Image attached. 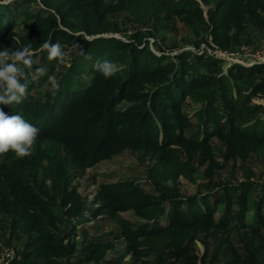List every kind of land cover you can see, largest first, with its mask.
I'll use <instances>...</instances> for the list:
<instances>
[{
	"label": "trees",
	"instance_id": "obj_1",
	"mask_svg": "<svg viewBox=\"0 0 264 264\" xmlns=\"http://www.w3.org/2000/svg\"><path fill=\"white\" fill-rule=\"evenodd\" d=\"M27 2L42 7L22 11ZM263 7L264 0L0 4V51L30 46L33 53L31 66L18 65L25 67L21 82L27 84L28 98L22 104H0V109L40 129L30 156L0 155V221L8 225V245L24 239L10 264H103L119 240L128 243L126 255L140 264H173L184 259L187 245L202 233L256 230L264 224V186L258 188L254 178L199 196L183 197L178 186L182 177L193 180L195 159L208 178L222 169L214 139L224 144L227 162L248 161L252 155L264 159V105L254 102L264 99V65H238L227 73L220 70L221 61L193 51L158 55L147 30L171 16L192 29L199 39L196 49L202 44L231 52L258 48L264 42ZM118 14L131 18L130 35L112 18ZM46 41L60 44L65 53L72 49L73 58L59 90L36 98L30 68L38 62L36 69L45 72L36 77L44 83L60 63L42 50ZM97 61L112 62L120 70L105 78L95 68ZM189 100L199 105L194 114L198 127L185 113ZM127 150L157 158L149 170L150 189L136 182L106 183L88 203L75 185L77 173ZM129 212L144 224L125 219ZM102 217L118 226L115 239L81 243L80 226Z\"/></svg>",
	"mask_w": 264,
	"mask_h": 264
},
{
	"label": "rangeland",
	"instance_id": "obj_2",
	"mask_svg": "<svg viewBox=\"0 0 264 264\" xmlns=\"http://www.w3.org/2000/svg\"><path fill=\"white\" fill-rule=\"evenodd\" d=\"M42 6L37 3L27 2L23 5L22 11L36 12ZM264 14V7L262 10ZM118 22L121 30H128L127 35L133 31L131 18L126 14H118L112 16ZM25 26L19 28L23 30ZM147 30L151 32L150 41L152 50L161 55L164 53L168 56H175L184 51H192L196 49V42L199 39L194 35L192 29L180 23L175 17H164L162 21H156L147 26ZM115 37L125 40L127 36L123 34H115ZM206 34L203 33V38ZM158 44L159 49L155 45ZM72 49L66 53L63 62H60L56 68L55 77L58 81L65 72V68L72 61ZM162 51V52H160ZM23 66H21V69ZM38 62H35L30 68V83L33 84L32 93L36 98L49 94L54 90L49 79L41 83L36 77ZM220 70H225L224 64H219ZM203 73V70L201 71ZM215 73V71H214ZM35 77V78H34ZM255 103L263 104L264 99L259 96L254 100ZM185 113L191 119L190 125L198 127V120L194 117L195 112L199 109V105L187 102ZM190 134V133H188ZM214 153L217 161L222 165V169L217 170L212 178H208L205 174V167H202L199 160L192 162L198 169L193 174V180L181 178L178 182L180 193L183 197L199 196L216 192L225 184L238 185L248 178H254L258 188L264 186V159L252 155L248 161L238 160L237 162H227L224 160L225 146L218 140H213ZM155 159L154 156L146 157L144 152L127 150L121 155L113 157L111 160L103 161L93 168L86 169L81 173H77L75 185L79 192L84 196L88 203L94 202L99 197L100 186L106 183L115 182H136L150 189L152 182L149 179V170L151 169ZM2 157L0 156V164ZM238 210L235 208L233 216L237 220ZM123 217L134 225L144 224L140 218L133 213H125ZM219 220V219H217ZM231 226L235 224L230 223ZM119 228L108 217L99 218L95 222L84 223L79 228V241L81 243H90L96 240L112 241L118 234ZM8 225L5 221H0V253L5 249H13L15 253L21 252L24 248V239L16 238L10 245L7 244L9 237ZM116 248L107 254L103 264H140L134 261L131 255H126L128 243L125 240L115 242ZM184 259L175 261L173 264H183L186 259H193L196 264H264V224L260 225L256 230L251 228H240L231 230H214L210 233H202L189 243L184 251ZM240 257L237 261L236 256Z\"/></svg>",
	"mask_w": 264,
	"mask_h": 264
},
{
	"label": "clouds",
	"instance_id": "obj_3",
	"mask_svg": "<svg viewBox=\"0 0 264 264\" xmlns=\"http://www.w3.org/2000/svg\"><path fill=\"white\" fill-rule=\"evenodd\" d=\"M9 2L10 0H0V4ZM42 50L48 52L49 60L63 62L66 55L60 44H53L50 41H46L42 45ZM32 54L30 46L13 52L0 51V104H22L28 98L27 84L21 82L24 73L18 65L22 63L25 66H31ZM95 68L105 78L112 77L120 70L118 65L108 61H97ZM44 72V69H37L38 75H43ZM49 82L55 90H59L60 84L55 77H49ZM39 134L40 129L26 121L23 116L8 115L3 109H0V155L11 151L18 158L30 156Z\"/></svg>",
	"mask_w": 264,
	"mask_h": 264
},
{
	"label": "built area",
	"instance_id": "obj_4",
	"mask_svg": "<svg viewBox=\"0 0 264 264\" xmlns=\"http://www.w3.org/2000/svg\"><path fill=\"white\" fill-rule=\"evenodd\" d=\"M195 54L205 55L207 58L221 61L225 70L235 66L249 68L264 65V42L258 48L243 47L240 51L222 50L216 45L202 44L199 49L192 50ZM16 257L13 249H5L0 253V264H10Z\"/></svg>",
	"mask_w": 264,
	"mask_h": 264
},
{
	"label": "water",
	"instance_id": "obj_5",
	"mask_svg": "<svg viewBox=\"0 0 264 264\" xmlns=\"http://www.w3.org/2000/svg\"><path fill=\"white\" fill-rule=\"evenodd\" d=\"M94 38H97V37H93V38H91V39H94Z\"/></svg>",
	"mask_w": 264,
	"mask_h": 264
}]
</instances>
